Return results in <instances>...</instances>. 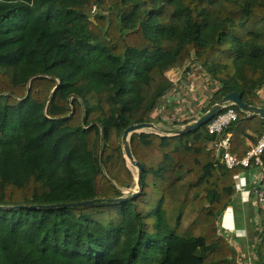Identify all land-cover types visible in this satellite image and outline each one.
<instances>
[{"label":"trees","instance_id":"trees-1","mask_svg":"<svg viewBox=\"0 0 264 264\" xmlns=\"http://www.w3.org/2000/svg\"><path fill=\"white\" fill-rule=\"evenodd\" d=\"M197 66L204 113L234 91L256 105L264 0H0V264H242L217 222L246 168L223 165L207 124L133 133L132 195L123 131L155 124L167 73ZM235 108L242 157L264 119Z\"/></svg>","mask_w":264,"mask_h":264},{"label":"built area","instance_id":"built-area-1","mask_svg":"<svg viewBox=\"0 0 264 264\" xmlns=\"http://www.w3.org/2000/svg\"><path fill=\"white\" fill-rule=\"evenodd\" d=\"M199 68V69H195ZM200 73L204 80H200L204 88L211 83L215 84L210 80L209 76L202 71L200 67L192 68L191 73L188 75V81H190L189 86L178 85V82L181 79L172 80L173 87L171 91L161 100L158 110L153 114V117L159 115L163 120L168 119V115H172L171 122H176L174 128H181L185 126L184 122L194 123L201 115L204 114V111L201 110V105L207 103L205 97L196 96L197 90L203 89V86L200 87V83L195 82L194 79L197 77V74ZM204 81L206 85H204ZM258 93V103L256 106L264 107V86L257 91ZM212 93L207 96L211 97ZM176 108L175 113H172L170 110V104ZM207 105V104H206ZM236 106L232 103H225L223 109L214 116L207 123V131L211 135L216 136V141L214 143L215 154L220 158V161L227 169H233L237 167H243L246 169H252V177L250 183L247 185L249 189H253L254 194L257 196L254 199V203L264 202V188L254 189L255 183L264 182V164L262 160V155L264 153V129L261 136L258 138L257 142L250 145L247 153L239 157L234 155L231 148V132L227 131V128L238 119V111L235 108ZM249 115V114H248ZM251 116V115H249ZM169 120V119H168ZM156 129H145L147 132L160 134L158 132V127L156 124ZM172 129V128H171ZM174 133L170 132L169 135ZM255 169V170H254ZM263 186V185H262ZM264 187V186H263ZM246 187L237 186V192H245Z\"/></svg>","mask_w":264,"mask_h":264},{"label":"rangeland","instance_id":"rangeland-1","mask_svg":"<svg viewBox=\"0 0 264 264\" xmlns=\"http://www.w3.org/2000/svg\"><path fill=\"white\" fill-rule=\"evenodd\" d=\"M172 73H175V75H172L175 77L174 79H181L182 83L178 82V85L189 86L190 81H188L187 78L189 76L184 77L182 74V70L174 71ZM195 75H197V77H195L196 79H194L195 82L200 83V80H204L200 73L197 72V74ZM204 85H206L205 81ZM201 86H203V84L200 83V87ZM214 90L215 87L211 83H209L206 88H204L203 86V89L197 90L196 96L200 98L203 96L207 99V105L205 103L201 105L202 111L208 108L210 97L207 98V96L213 93ZM169 104L171 112L175 113L176 108L178 107H173L171 103ZM171 116L172 115L170 114L168 115L169 120H163L159 115L155 116V124L157 125L158 132H160V134L169 135L170 132H166V130H169L171 128L175 129L174 125L176 126L177 124L176 122H171ZM142 131L147 132L145 129ZM127 162L129 168L134 173H136V168L129 161ZM123 192L128 193L129 191L123 190ZM254 199L255 197H251L246 201V203L244 202L238 204L239 206H237L236 208H233V206H231L233 210L229 216V219H227L226 221V217L223 216V219L221 218L217 222L219 232L230 239L237 256L240 257V261L242 264H259V256L257 254L258 245H261V255L263 257L262 260L264 261V247L262 237L260 236V233L264 230V202L254 203Z\"/></svg>","mask_w":264,"mask_h":264},{"label":"water","instance_id":"water-1","mask_svg":"<svg viewBox=\"0 0 264 264\" xmlns=\"http://www.w3.org/2000/svg\"><path fill=\"white\" fill-rule=\"evenodd\" d=\"M225 103H232L235 106H237L242 112L247 113L251 116H259L264 119V107H259L256 105L245 103L242 100L241 95L238 92L234 91V92L229 93L222 99H220L209 110H207L206 113L201 115L194 123H190V124H187L181 127L180 129L176 131L175 134L180 135L190 130H196L202 125L207 124L214 116H216L223 109V106ZM149 128L156 129V126L151 122L131 124L123 131V135H122L124 156L126 160L129 161L136 168V187L132 190L133 196H136L141 190V186H142L141 174L143 170V165L141 162H138L134 159L132 152H131L130 144H129V138L133 133L143 132L142 130L149 129ZM125 199L126 197H120V198L114 199L113 201L118 202V201H123ZM92 203L93 201L88 200V201H80L77 203L38 205V207H42V208L71 207V206H76V205H90ZM19 207H24V206H17V208ZM27 207H36V206L32 205V206H27Z\"/></svg>","mask_w":264,"mask_h":264},{"label":"crops","instance_id":"crops-1","mask_svg":"<svg viewBox=\"0 0 264 264\" xmlns=\"http://www.w3.org/2000/svg\"><path fill=\"white\" fill-rule=\"evenodd\" d=\"M195 69H199V68H195ZM172 72H174V71H170V72H168L167 73V77L172 81V80H176V79H174L175 77L174 76H172V75H175V73H172ZM180 83H182L181 81H180ZM200 83H201V81H200ZM247 144L248 145H251V142L248 140L247 141ZM255 170V169H254ZM252 169H243L242 170V173H240L239 174V176H238V185L237 186H243V187H246L245 189V192H242V193H237V196H236V200H237V204H240V203H246V201L248 200V199H250L251 197L252 198H254V197H256L257 195L256 194H254V191H253V189H249V187L247 186L249 183H250V181H251V177H252ZM260 186H262L261 184H260V182L259 183H255V188L254 189H258V188H260ZM255 195V196H254ZM239 200V201H238ZM232 210H233V208H231V207H229L226 211H225V215L223 214V216H225L226 217V221H227V219H229V216H230V214L232 213ZM223 216L221 217L222 219H223ZM237 231V230H236ZM229 235H231V234H229Z\"/></svg>","mask_w":264,"mask_h":264}]
</instances>
